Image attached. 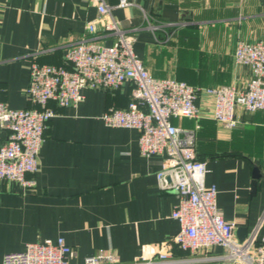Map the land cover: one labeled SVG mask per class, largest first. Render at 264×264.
Returning a JSON list of instances; mask_svg holds the SVG:
<instances>
[{
	"label": "crops",
	"instance_id": "obj_1",
	"mask_svg": "<svg viewBox=\"0 0 264 264\" xmlns=\"http://www.w3.org/2000/svg\"><path fill=\"white\" fill-rule=\"evenodd\" d=\"M105 0L111 16L133 36L132 51L155 78L198 88L243 89L250 71L234 62L237 42L264 44V0ZM95 0H0V99L9 109L33 107L25 95L32 63L63 65L70 46L85 38L86 22L103 36ZM151 26L166 25L155 32ZM169 25V26H168ZM105 45L111 37H101ZM130 85L115 91L82 90L76 107H57L44 131L35 185L0 182V264L27 244L62 238L72 249L68 264L111 254L120 263L165 250L172 264H226L221 247L180 251L172 244L175 191H162L156 174L164 154L142 157L135 129L104 125L108 108H124ZM214 99L202 92L196 120L172 124L196 130L195 154L205 162L204 185L216 189L225 221L246 237L258 225L264 243V177L252 190L253 171L264 176V110H236L238 125L212 120ZM245 237V238H246Z\"/></svg>",
	"mask_w": 264,
	"mask_h": 264
},
{
	"label": "built area",
	"instance_id": "obj_2",
	"mask_svg": "<svg viewBox=\"0 0 264 264\" xmlns=\"http://www.w3.org/2000/svg\"><path fill=\"white\" fill-rule=\"evenodd\" d=\"M103 36L95 23L85 24L86 37L70 46L63 65L32 63L25 95L33 107L9 109L0 99V182L13 181L25 190L33 189V174L44 140V131L55 115L49 103L57 107H76L83 101L82 90L115 91L123 84L131 87L124 108H108L101 116L105 126L135 129L142 157L164 154L162 168L156 174L162 191H175L178 201L171 218L179 228L172 244L190 254L221 247L219 257L226 264H264V243L257 238L258 225L240 243L234 235L235 224L227 222L216 205V189L204 185L205 162L195 154L198 125L192 130L172 124V119L196 120L198 96L213 97L212 120L227 129L238 125L236 110L246 113L264 110V44L237 42L234 62L250 71L243 89L235 86L198 88L174 79L153 77L132 51L134 36L121 28L110 14L105 0H95ZM118 0L117 8H128ZM166 26L162 25L161 27ZM169 26V25H168ZM147 27L155 32L159 26ZM101 37H111L105 45ZM72 249L58 238L54 243L27 244L20 252L7 253L2 264H68ZM170 254L161 250L143 253L127 264H172ZM83 264H123L111 254L87 257Z\"/></svg>",
	"mask_w": 264,
	"mask_h": 264
},
{
	"label": "water",
	"instance_id": "obj_3",
	"mask_svg": "<svg viewBox=\"0 0 264 264\" xmlns=\"http://www.w3.org/2000/svg\"><path fill=\"white\" fill-rule=\"evenodd\" d=\"M260 177H264V176L255 168L253 171V182H252V190L253 191L255 190L257 180ZM236 236H237V241L241 243L246 237V230H240V229L237 230Z\"/></svg>",
	"mask_w": 264,
	"mask_h": 264
}]
</instances>
